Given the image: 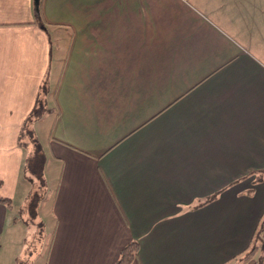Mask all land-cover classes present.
Wrapping results in <instances>:
<instances>
[{"label":"crops","instance_id":"obj_1","mask_svg":"<svg viewBox=\"0 0 264 264\" xmlns=\"http://www.w3.org/2000/svg\"><path fill=\"white\" fill-rule=\"evenodd\" d=\"M43 82L44 264H264V0H0V248Z\"/></svg>","mask_w":264,"mask_h":264},{"label":"rangeland","instance_id":"obj_2","mask_svg":"<svg viewBox=\"0 0 264 264\" xmlns=\"http://www.w3.org/2000/svg\"><path fill=\"white\" fill-rule=\"evenodd\" d=\"M37 16L39 17V14H37ZM50 32L52 35V31ZM53 36L54 35H52V37ZM58 61L59 60L53 59L51 64V76L49 81L51 86L50 91L54 86ZM51 105H53V100L51 94H48V104L44 106L38 116L27 121V128L31 129L39 146L45 149L47 159L50 155L47 149L46 139L50 133L52 120L55 114L54 110L50 108ZM23 137L26 138L27 142L30 141L29 139L27 140V135L23 134ZM22 151L24 153L23 147ZM25 159L26 153L24 160L21 161L19 165L18 191L13 199V206L9 208L7 214V224L13 221L15 223L11 226L10 234H4L2 237L0 264H44L45 252L50 242L51 226L53 224L51 214L52 191L51 189H47L46 194L42 197L32 196L33 192L31 188L33 184L36 183L37 178L33 176V179L27 180L24 177L23 170ZM45 166L47 167L48 164H45ZM29 189H31V191L28 193ZM37 191L41 194L43 193L41 189H37ZM31 203L34 204L33 210L29 208ZM254 244H257L255 250L253 249L255 257L262 258L264 255V240L260 241L259 236H256L252 246ZM17 259H20V262H17Z\"/></svg>","mask_w":264,"mask_h":264},{"label":"trees","instance_id":"obj_3","mask_svg":"<svg viewBox=\"0 0 264 264\" xmlns=\"http://www.w3.org/2000/svg\"><path fill=\"white\" fill-rule=\"evenodd\" d=\"M41 1L42 0H36L37 13L39 12ZM37 18H38L37 22L39 23V25H43V21L38 16ZM48 92L49 91L46 84L44 82L41 83L39 91L36 96L35 105L33 106L29 114L25 118V121L21 127V132L19 137V139L23 142V144H25L27 148L30 149L29 150L30 152L25 159L24 173L28 179H33V176L37 178L36 183H34L32 187V192H33L32 196L34 195L35 197L38 196L42 197L46 194L47 191L46 184L43 179V165L45 158H44L43 150L39 146L37 140L34 138L31 129L27 128V121L31 118L38 116L41 113V111L45 106L44 97L45 94ZM26 128H27V134H26ZM23 134L27 135L28 137L27 140L28 139L30 140L29 142L26 141V138L23 137ZM252 174L254 175L253 182H257L264 175V169H253L247 175H252ZM37 189L43 190V193L41 194L40 192L37 191ZM213 196H214L213 194L211 196H207V199ZM0 202L5 203L7 206H11L10 198L5 197L1 194H0ZM29 208L33 210L34 204L31 203L29 205ZM254 234H255L254 238L256 236H259L260 241L264 240V215L261 218ZM256 247L257 244H254L253 246L251 245L247 250L244 251L243 262L251 258L252 254L254 253L253 249L255 250ZM138 249H139V243L137 240L133 239L128 241L121 247L117 258L111 264H131V262H133V260L137 257ZM19 260L17 259V262Z\"/></svg>","mask_w":264,"mask_h":264}]
</instances>
